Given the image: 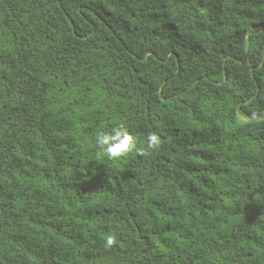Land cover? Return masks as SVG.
Returning a JSON list of instances; mask_svg holds the SVG:
<instances>
[{"label": "trees", "instance_id": "trees-1", "mask_svg": "<svg viewBox=\"0 0 264 264\" xmlns=\"http://www.w3.org/2000/svg\"><path fill=\"white\" fill-rule=\"evenodd\" d=\"M0 264H264V0H0Z\"/></svg>", "mask_w": 264, "mask_h": 264}, {"label": "clouds", "instance_id": "clouds-1", "mask_svg": "<svg viewBox=\"0 0 264 264\" xmlns=\"http://www.w3.org/2000/svg\"><path fill=\"white\" fill-rule=\"evenodd\" d=\"M95 143L98 150L107 155L109 159H117L133 151H141L137 146V138L124 125L118 124L111 131H101L97 134ZM161 140L157 133L150 132L147 136V148L156 149ZM116 243V236L109 234L105 237V247L112 248Z\"/></svg>", "mask_w": 264, "mask_h": 264}]
</instances>
